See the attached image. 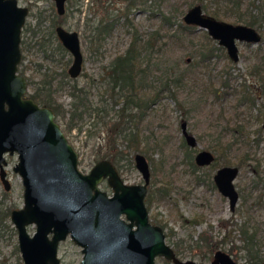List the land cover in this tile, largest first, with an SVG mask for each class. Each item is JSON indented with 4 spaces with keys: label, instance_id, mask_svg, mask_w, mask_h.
<instances>
[{
    "label": "rangeland",
    "instance_id": "rangeland-1",
    "mask_svg": "<svg viewBox=\"0 0 264 264\" xmlns=\"http://www.w3.org/2000/svg\"><path fill=\"white\" fill-rule=\"evenodd\" d=\"M192 2L139 1L129 15L131 26L126 23L127 0H68L64 16L57 13L53 0H19L21 5L30 8L22 29L19 70L30 80L28 95L34 93L43 73L54 76V96L65 110V116L58 117L57 121L79 154L80 169L89 172L114 145L109 141L108 127L116 122L115 111L120 105L112 108L109 100L108 71L114 58L124 54L131 45L136 32L141 39L138 65L146 70L143 93L156 94L157 100L141 119L136 120L142 138L141 150L151 166V188L146 196L147 206L149 196L153 201L150 208L148 206L151 221L165 229L167 242L172 247L181 246V259L205 264L213 255L209 257L207 248L199 247L201 243H197L203 232L215 241L226 236L227 241L219 243L215 250L227 251L240 264H245L247 251L241 229L246 225L256 234L257 247L263 258L261 264H264V180L259 178L264 174V30L261 29L263 41L259 44L238 42L240 58L235 62L226 48L204 29L196 27L185 38L175 35L176 22L183 21ZM39 16L45 17V21L34 35ZM168 16L169 22L165 20ZM102 18L113 21L114 30L99 41L95 40L93 28ZM54 19L80 34L84 64L77 78H64V71L70 68L73 56L68 50H60V39L52 34ZM221 20L236 23L233 18ZM149 39V45H144ZM42 41L46 42L47 53L38 43ZM207 49L212 52L201 62L198 55ZM171 73L175 77L185 76L182 82L165 91L163 83ZM73 86L88 92L89 104L108 103L109 113L104 124L102 113L94 118L87 110L74 120L76 127L68 130L72 104L76 101L72 95ZM245 88L254 96L253 104L244 96ZM76 113H81V109ZM133 127L128 124L129 130ZM117 143L124 154L128 150L125 141L118 139ZM187 149L194 159L199 150L215 152L218 168L242 165L235 180L240 198L234 211L214 182L218 168L208 166L193 172L188 164L189 157H186ZM134 154L129 157L126 154L123 159L113 162L129 184L143 183ZM6 159L11 188L6 190L0 179V214L4 215L0 221V264H25L18 231L11 214L5 215L8 209L24 206V186L22 177L14 171L17 153L7 154ZM167 183L172 188L170 196L154 199L155 190ZM101 188L112 192L107 182L101 183ZM181 217L203 222L192 227ZM35 230L34 224L28 226L31 234ZM230 230H234L232 241L227 235ZM58 255L61 264H81L83 258L82 248L70 237L60 243ZM156 264L172 263L158 257Z\"/></svg>",
    "mask_w": 264,
    "mask_h": 264
},
{
    "label": "water",
    "instance_id": "water-1",
    "mask_svg": "<svg viewBox=\"0 0 264 264\" xmlns=\"http://www.w3.org/2000/svg\"><path fill=\"white\" fill-rule=\"evenodd\" d=\"M54 1L58 13L64 14L66 0ZM28 14L29 8L18 0H0V179L9 190L6 155L17 153L14 171L22 177L24 206L12 210L11 220L18 231L24 263L61 264L59 246L70 237L82 248L81 264H156L158 257L173 264H205L177 256L165 229L151 221L146 203L151 166L144 153L134 155L143 183H127L109 159L99 160L89 172L80 169L79 154L54 109L28 95L29 80L19 70L22 29ZM183 22L206 30L235 62L240 58L238 42L263 41L257 28L217 19L206 13L202 4L187 10ZM56 32L73 56L69 75L77 78L84 64L79 33L63 26ZM215 159L207 149L195 156L202 167ZM239 172L238 166L225 165L214 174V182L232 211L240 198L235 185ZM103 181L111 193L101 188ZM31 224L36 226L33 234L28 231ZM208 264L240 263L219 249Z\"/></svg>",
    "mask_w": 264,
    "mask_h": 264
},
{
    "label": "trees",
    "instance_id": "trees-1",
    "mask_svg": "<svg viewBox=\"0 0 264 264\" xmlns=\"http://www.w3.org/2000/svg\"><path fill=\"white\" fill-rule=\"evenodd\" d=\"M128 7L126 13V23L128 25L133 26L132 20L129 18V15L132 11V8L138 4L139 1L143 0H127ZM196 4H202L203 9L206 13L216 17L217 19H235L236 23H243L257 28L260 32L261 29L264 30V0H193L191 3V7ZM214 4V6H212ZM166 21H170V17H165ZM44 22V17L39 16L37 22V30L33 29L34 35H37L38 30L41 28ZM62 22H54V28ZM173 24V22L171 23ZM176 30L175 35L179 38L189 37L196 26L187 25L183 21L176 22ZM114 30L113 21L102 18L99 25L93 28V33L95 35V40L102 41L108 35L112 33ZM52 34L57 37L56 31L53 29ZM262 34V33H261ZM206 38L210 39L209 36ZM150 39L144 42V45H149ZM140 44L141 39L140 36L135 32L132 38L131 45L127 48L124 53V56L117 57L111 63V66L108 71V79H109V100H111L112 108L116 105H120L119 108L115 111L116 113V122L111 124L109 129V141L114 145L109 148V151L106 152L101 159H110L112 162L116 163L118 160L123 159L126 154L131 156L133 153H143L141 150L142 138L140 134V130L136 127V120L141 119L145 111L151 106L156 104V94H149L144 92L145 89V67H139L137 62L140 56ZM41 48L44 49V52L47 53L46 42H39ZM59 48L62 51H67L66 48L59 43ZM205 51H208V54H204ZM201 52L198 57L200 61L207 60L209 55L211 54V49L204 50ZM139 55V56H138ZM167 78L163 83V88L165 91H170L171 87L177 83L183 81V76H172L171 74H167ZM70 75L68 71L65 69L64 78H68ZM53 80L54 76L49 72L43 73V77L41 78L39 84H37V88L34 93L29 96L32 97L35 101H37L42 106L52 107L57 115L65 116V110L62 105L56 100L53 90ZM262 80L264 83V73L262 74ZM30 81V80H29ZM147 94H149L147 96ZM244 95L252 104L254 103L253 95L251 94L248 88H245ZM73 97L76 101L73 102L71 108V116L68 122V130L76 127L74 120L82 117L83 113L87 110L90 111V114H94V118L99 117L100 113L103 114V124L104 119L108 117V103L104 102L102 105H96L93 103H88V92L84 88H80L78 86H73L72 91ZM79 109H81V113H76ZM263 112V110H262ZM58 120V119H57ZM133 124L135 127L129 130L128 124ZM106 124V123H105ZM118 139H122L125 141V146L128 149L124 154H121L124 150L119 148ZM186 141V139H185ZM186 143V142H184ZM134 154V155H135ZM149 155V154H148ZM186 157L188 159V164L191 170L194 172L196 170L201 169L200 166H197L195 163L194 156L189 154V150L186 151ZM130 162H132V157L130 158ZM218 158L211 165V168H218L217 164ZM230 163V162H229ZM241 168V164L238 165ZM118 167V166H117ZM119 169V167H118ZM120 170V169H119ZM259 174L261 172L259 171ZM261 180H264V174L259 177ZM151 188V187H150ZM172 188L170 184H166L165 186H161L160 188L155 190L154 199H167L171 194ZM150 192V191H149ZM150 195V193H149ZM153 201L149 196V208ZM11 209H8L5 215L11 214ZM4 218L0 214V221ZM182 218V221L188 223L190 226L195 227L197 225H201L203 220L198 219H186ZM234 230H230L227 234L229 240L232 241L235 236L233 235ZM241 234L244 237V249L247 251V259L245 264H261L263 262V258L260 254V249L257 247L258 242L256 241V234L253 231H250L249 227L244 225L241 229ZM206 232H203L199 235V240L197 243L199 247L207 248V254L209 257L214 256V253L219 250H215L219 243H225L227 241L226 236L222 238L220 241H215L211 237H206ZM177 256H180L181 246L176 244L173 246ZM198 247V244L196 245ZM181 258V257H180ZM213 258V257H212Z\"/></svg>",
    "mask_w": 264,
    "mask_h": 264
},
{
    "label": "flooded vegetation",
    "instance_id": "flooded-vegetation-1",
    "mask_svg": "<svg viewBox=\"0 0 264 264\" xmlns=\"http://www.w3.org/2000/svg\"><path fill=\"white\" fill-rule=\"evenodd\" d=\"M18 1H19V0H18ZM53 1H54V0H53ZM67 1H68V0H66V3H65V12H64V14H59L58 11H57V13H58L59 15H62V16L66 15V11H67V10H66V4H67ZM88 1L90 2V0H88ZM54 3H55V1H54ZM19 4H20V3H19ZM20 5H21V4H20ZM32 5H33V4H32ZM22 6H23V5H22ZM26 7H28V6H26ZM28 8H29V7H28ZM56 9H57V8H56ZM29 12H30V8H29ZM44 21H45V17H44ZM100 21H101V20H99V23H100ZM54 22H62V21H60V20L56 21V20L54 19V20H53V24H52V28H53V29H54ZM43 23H44V22H43ZM58 26H63V22L60 23V24H58V25L55 27V31H56V28H57ZM63 27H64V26H63ZM64 28H65V27H64ZM65 29H67V28H65ZM67 30H69V29H67ZM70 31H74V30H70ZM77 32H78V31H77ZM78 33H79V32H78ZM56 34H57V32H56ZM57 36H58V35H57ZM79 36H80V34H79ZM58 38H59V37H58ZM42 42H43V41H42ZM60 42H61V41H60ZM38 43H39V42H38ZM62 45H63V44H62ZM66 50H67V49H66ZM68 52H69V51H68ZM69 53H70V52H69ZM121 56H124V54H122V55H120V56H118V57H121ZM138 56H139V55H138ZM116 58H117V57H116ZM116 58H114V60H115ZM139 58H140V56H139ZM139 60H140V59H139ZM139 60H138V62H139ZM72 62H73V61H72ZM138 62H137V65H138ZM68 74H69V68H68ZM244 94H245V93H244ZM252 97L254 98V96H252ZM51 108H52V107H51ZM55 114H56V113H55ZM58 117H59V116H58ZM58 117H57V115H56V119H57ZM263 118H264V117H263ZM263 127H264V126H263ZM199 151H200V150H199ZM199 151H198V152H199ZM198 152H197V153H198ZM197 153H196V154H197ZM213 153L215 154V152H213ZM195 156H196V155H195ZM215 156H216V154H215ZM216 158H217V156H216ZM106 159H107V158H106ZM100 160H102V159H100ZM109 160H110V159H109ZM98 161H99V160H98ZM98 161H97V162H98ZM215 161H216V159H215ZM215 161H214V162H215ZM195 163H196V161H195ZM212 164H213V163H212ZM212 164H211V165H212ZM196 165H197V164H196ZM211 165H210V166H211ZM197 166H199V165H197ZM200 167L203 168L202 166H200ZM204 167H208V166H204ZM238 167H239V166H238ZM117 168H118V167H117ZM239 168H240V167H239ZM218 169H219V168H218ZM118 170H119V169H118ZM119 172H120V174H121V171H120V170H119ZM121 176H122V175H121ZM103 182H106V181H103ZM149 185H150V184H149ZM149 188H150V186L148 187V189H149ZM106 191H107V190H106ZM239 195H240V193H239ZM226 198H227V197H226ZM227 199H228V198H227ZM146 203H147V202H146ZM147 207H148V206H147ZM13 210H14V209H13ZM11 212H12V211H11ZM30 234H31V233H30ZM19 248H20V246H19ZM229 254H230V253H229ZM230 255H231V254H230ZM231 256H232V255H231ZM232 257H233V256H232ZM233 258H234V257H233ZM212 259H213V258H212ZM212 259H211V260H212ZM234 259H235V258H234ZM235 260H236V259H235ZM170 262H171V261H170ZM171 263H172V262H171ZM172 264H173V263H172Z\"/></svg>",
    "mask_w": 264,
    "mask_h": 264
}]
</instances>
